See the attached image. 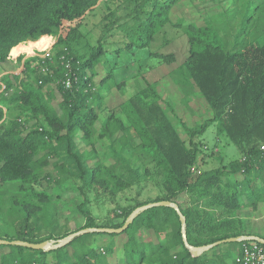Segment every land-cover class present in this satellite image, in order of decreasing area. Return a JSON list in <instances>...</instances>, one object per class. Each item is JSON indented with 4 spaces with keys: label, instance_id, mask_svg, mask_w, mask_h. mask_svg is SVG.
<instances>
[{
    "label": "trees",
    "instance_id": "trees-1",
    "mask_svg": "<svg viewBox=\"0 0 264 264\" xmlns=\"http://www.w3.org/2000/svg\"><path fill=\"white\" fill-rule=\"evenodd\" d=\"M179 2L0 0V239L37 244L84 228H119L134 209L158 201L177 205L191 246L244 235L264 239L242 217L264 203V0H227L201 26L171 21ZM98 6L103 15L89 45L82 28ZM167 25L181 32V60L174 39L164 37L150 49ZM47 35L55 38L50 53L10 61L13 45L33 42L42 49ZM139 52L146 53L139 69L150 60L164 66L180 101L187 105L198 95L211 116L188 126L171 103L160 105L153 82L100 120L105 95L126 86L114 78L118 60ZM98 65L104 76L96 84ZM21 66V76L13 74ZM66 75L71 89L64 87ZM211 126L218 142L222 137L236 147L237 158L226 161L215 146L206 147L203 135ZM69 186L83 219L79 226L73 220V228L58 210ZM147 188L156 196L141 201ZM92 200L114 204L100 223ZM177 217L172 208H151L120 234H85L49 252L0 246V264H112L111 257L115 264H235L245 242L192 257Z\"/></svg>",
    "mask_w": 264,
    "mask_h": 264
},
{
    "label": "rangeland",
    "instance_id": "rangeland-1",
    "mask_svg": "<svg viewBox=\"0 0 264 264\" xmlns=\"http://www.w3.org/2000/svg\"><path fill=\"white\" fill-rule=\"evenodd\" d=\"M227 0H180L178 5L171 11L170 19L173 23H176L179 19L184 22H193L199 26L203 25L204 18L211 15L212 13L219 12L224 6H227ZM101 7H97L92 14L88 15L84 20L83 31L87 33V43L89 45H95L98 28L97 24L102 18ZM181 32L167 25L165 28L164 34H159L156 37V41L151 44L150 49L156 50L162 43L163 38L174 39L172 42V49L180 55V60L182 56L185 55V44L180 41ZM121 39L118 37H113L110 39L112 42H119ZM40 42V41H39ZM83 42V41H82ZM33 44V43H31ZM43 45L44 51H35V54L45 55L50 53L52 48L51 42L45 40L40 43ZM51 44V46H50ZM86 48L80 47V53H85ZM20 52V48H17ZM39 50V49H38ZM146 55L145 52H139L136 56L129 57L122 54L121 58L118 60L120 67L115 70L114 78L117 82H124L126 84L124 92H119L116 89H112L108 94L103 98L101 104V111L99 112L100 120L103 119L107 112L118 111V106L123 103L127 98L133 95L138 89L144 88L146 83L157 82V92L162 98L160 105L166 109L165 103H171L173 112L180 117L188 126H194L197 123L211 116L209 108L204 102V100L198 96H192L188 99V104H183L181 99V94L173 88L166 78L168 69L164 66L156 64V61L150 60L145 67L139 69L141 66L137 63L138 59ZM22 56V55H21ZM110 58V57H109ZM98 75L93 79L97 84L101 77L104 74L103 67L98 65L96 67ZM12 74V71H9ZM15 72V71H14ZM59 98L56 99L54 105L57 104ZM176 124V123H175ZM177 126V124H176ZM182 138H185V135L181 133ZM203 141L206 143V147L212 149L213 146L216 147V150L219 153L225 155V160L235 159L238 157V151L233 144L227 143V139L220 137V141H217L216 130L214 126L209 127L203 135ZM210 165H206V168H209ZM60 199H58V210L60 212L61 218H67L70 221V226L73 228L75 225L79 226L83 224V219L77 213L75 206L79 203L76 190L73 186H69L63 192L60 193ZM125 196L131 198L134 196V192H126ZM123 196L122 198H124ZM156 196V191L152 188H147L141 195L140 200L143 201L148 198H154ZM125 202H122L124 205ZM114 207V204L108 201H91L90 210L91 213L96 217L97 221H103L106 218V215L109 210ZM242 217H245L248 220L249 229L254 233L260 235L264 234V203L258 205L257 211H251V209L245 210L242 213ZM73 220L76 222H73ZM75 224V225H74ZM112 264L116 263L115 257L109 259Z\"/></svg>",
    "mask_w": 264,
    "mask_h": 264
},
{
    "label": "water",
    "instance_id": "water-1",
    "mask_svg": "<svg viewBox=\"0 0 264 264\" xmlns=\"http://www.w3.org/2000/svg\"><path fill=\"white\" fill-rule=\"evenodd\" d=\"M155 207H169V208H172L176 212V214L178 215L177 218L179 219L180 226H181L180 232H181L183 245L190 252L189 254H191L192 257H198L202 253L207 252L211 250L212 248L218 245L224 244V243H236V242L242 243V242L254 241L264 246V239L256 235H249V236L244 235V236L227 238V239L216 241L214 243H211L205 246H198V247L191 246L188 243L187 238H186V230H185L186 219H184L185 217L179 211L177 205L169 201L151 202V203L142 205L140 207H137L130 213V215L126 219H124L125 221L123 225L119 228H101V227L100 228H84L76 232H73L64 238H61L58 240L44 241V242L37 243V244H33V243L29 244L28 242L21 241V240L7 241L5 239H0V246L11 245V246H20V247L28 248L29 250L30 249L41 250L45 252L53 251V250L60 249V248L67 246L73 239L79 236L85 235V234L100 233V232L106 233V234H120L124 232L127 229V227L134 221L133 219H136V217H138L144 211L151 209V208H155Z\"/></svg>",
    "mask_w": 264,
    "mask_h": 264
},
{
    "label": "built area",
    "instance_id": "built-area-1",
    "mask_svg": "<svg viewBox=\"0 0 264 264\" xmlns=\"http://www.w3.org/2000/svg\"><path fill=\"white\" fill-rule=\"evenodd\" d=\"M63 84L66 89H71L72 79L66 75ZM238 253L235 264H264V246L254 241L245 242Z\"/></svg>",
    "mask_w": 264,
    "mask_h": 264
},
{
    "label": "clouds",
    "instance_id": "clouds-1",
    "mask_svg": "<svg viewBox=\"0 0 264 264\" xmlns=\"http://www.w3.org/2000/svg\"><path fill=\"white\" fill-rule=\"evenodd\" d=\"M45 38L47 41L51 43H55V38L47 35L46 37L41 38V43L44 42ZM22 44H25L24 41H19L17 44L13 45L11 49L9 50V58H15V56L20 55V54H27L28 56L34 55L35 51L33 50L35 48L34 44H27L25 47H20ZM17 48H20V52H17ZM39 51H44V49H39Z\"/></svg>",
    "mask_w": 264,
    "mask_h": 264
},
{
    "label": "crops",
    "instance_id": "crops-1",
    "mask_svg": "<svg viewBox=\"0 0 264 264\" xmlns=\"http://www.w3.org/2000/svg\"><path fill=\"white\" fill-rule=\"evenodd\" d=\"M26 43H28V42H25V44H26ZM30 43H33V42H30ZM25 44H22V45H25ZM51 44H52V46H53V43H51ZM51 44H50V46H51ZM22 45H21V46H22ZM33 50H34V51H39L38 48H34ZM21 55L23 56L22 62H23L26 58L34 56V55L28 56L27 54H20V55L15 56V58H10V61L13 62V63H15L16 58H17L18 56H21ZM21 65H22V64H21ZM22 69H23L22 66L19 67V68L17 69L16 72H13V74H15V75H20V76H21ZM114 73H115V72H114ZM1 74H3V71H2V72L0 71V75H1ZM103 76H104V74H103L101 77H103ZM101 77H99L100 80H101ZM100 80H99V81H100ZM244 212H245V211H244Z\"/></svg>",
    "mask_w": 264,
    "mask_h": 264
}]
</instances>
